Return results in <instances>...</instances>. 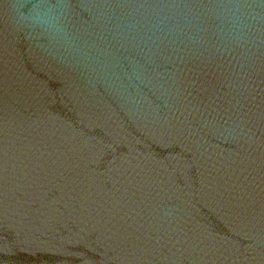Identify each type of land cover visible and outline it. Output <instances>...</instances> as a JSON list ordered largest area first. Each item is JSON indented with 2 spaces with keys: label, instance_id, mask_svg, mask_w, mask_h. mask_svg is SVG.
<instances>
[{
  "label": "water",
  "instance_id": "obj_1",
  "mask_svg": "<svg viewBox=\"0 0 264 264\" xmlns=\"http://www.w3.org/2000/svg\"><path fill=\"white\" fill-rule=\"evenodd\" d=\"M0 264H264V0H0Z\"/></svg>",
  "mask_w": 264,
  "mask_h": 264
}]
</instances>
